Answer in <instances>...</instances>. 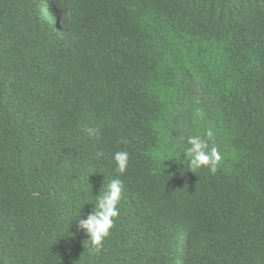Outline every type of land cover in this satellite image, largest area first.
Here are the masks:
<instances>
[{
	"label": "trees",
	"instance_id": "obj_1",
	"mask_svg": "<svg viewBox=\"0 0 264 264\" xmlns=\"http://www.w3.org/2000/svg\"><path fill=\"white\" fill-rule=\"evenodd\" d=\"M0 264H264V0H0Z\"/></svg>",
	"mask_w": 264,
	"mask_h": 264
},
{
	"label": "clouds",
	"instance_id": "obj_2",
	"mask_svg": "<svg viewBox=\"0 0 264 264\" xmlns=\"http://www.w3.org/2000/svg\"><path fill=\"white\" fill-rule=\"evenodd\" d=\"M86 133L90 138L99 139V129L87 127ZM214 133L211 129L206 132V138L193 135L187 138L188 147L185 149L184 157L188 160L189 168L194 170L207 168L211 174H215L222 160L219 148L213 143L209 144ZM183 140V137L180 138ZM113 159L116 163L117 172L123 174L129 164V153L117 151ZM124 190L123 182L120 179H113L106 190L100 191L96 196L94 209L87 215L86 219H79L78 230H83L89 237V242L94 251L99 252L104 240L110 235L114 227V221L119 216V203Z\"/></svg>",
	"mask_w": 264,
	"mask_h": 264
}]
</instances>
